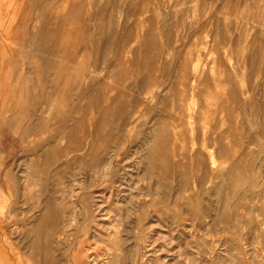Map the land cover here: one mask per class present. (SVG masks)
I'll list each match as a JSON object with an SVG mask.
<instances>
[{
	"label": "rangeland",
	"instance_id": "1",
	"mask_svg": "<svg viewBox=\"0 0 264 264\" xmlns=\"http://www.w3.org/2000/svg\"><path fill=\"white\" fill-rule=\"evenodd\" d=\"M25 2L0 264H264V0Z\"/></svg>",
	"mask_w": 264,
	"mask_h": 264
},
{
	"label": "crops",
	"instance_id": "2",
	"mask_svg": "<svg viewBox=\"0 0 264 264\" xmlns=\"http://www.w3.org/2000/svg\"><path fill=\"white\" fill-rule=\"evenodd\" d=\"M26 9H27V2H25V0H0V32L2 34L1 36H3V37L5 36L7 29H9V25L12 22L13 15L21 13V17H22L23 13ZM2 70H3V66H2V63L0 60V95L2 94V90H1V78H2V73H3ZM0 104H1V99H0ZM2 109L5 110V107H3ZM14 121L15 120L12 117H9L7 119V126L9 129L12 128ZM34 125H35V122L31 121L30 126H34ZM22 139H23V135H20V141ZM13 170H14V168H11L7 172L9 179H10V176L16 175V174H14L15 171H13ZM24 173H25V171H24ZM9 181H10V185H11V194H12L11 179Z\"/></svg>",
	"mask_w": 264,
	"mask_h": 264
},
{
	"label": "bare ground",
	"instance_id": "3",
	"mask_svg": "<svg viewBox=\"0 0 264 264\" xmlns=\"http://www.w3.org/2000/svg\"><path fill=\"white\" fill-rule=\"evenodd\" d=\"M111 20V19H110ZM46 35V34H45ZM48 39V38H47ZM150 52H151V50H150ZM184 68V67H183ZM223 70V69H222ZM200 72V71H199ZM220 73V72H219ZM222 74V73H221ZM223 77V76H222ZM181 78V77H180ZM151 79V78H150ZM153 79V78H152ZM214 79V78H213ZM203 83V82H202ZM218 85V84H217ZM103 90V89H102ZM104 91V90H103ZM182 91V90H181ZM184 91H182V93H183ZM213 92V91H212ZM89 94V93H88ZM180 94V93H179ZM180 97V96H179ZM176 100H178V99H176ZM181 103V102H180ZM184 105V104H183ZM175 109V108H174ZM198 109V108H197ZM206 109V108H205ZM228 109V108H227ZM226 109V110H227ZM182 110V109H181ZM174 111V110H173ZM225 111V110H224ZM181 112V111H180ZM189 112V111H188ZM165 113V112H164ZM170 113V112H169ZM178 113V112H177ZM204 113V112H203ZM175 114H176V111H175ZM205 115H206V113H204ZM180 115L182 116V114L180 113ZM187 115V114H186ZM202 116H203V114H201ZM183 118V117H182ZM203 118V117H202ZM176 119V118H175ZM190 119H192V117L190 118ZM189 119V120H190ZM150 120V119H149ZM178 120V119H177ZM186 120H187V118H186ZM193 120V119H192ZM201 120V119H200ZM205 120V119H204ZM170 121V120H169ZM188 121V120H187ZM193 122V121H192ZM192 122H190V123H192ZM195 122H197V121H195ZM170 123V122H169ZM174 124V123H173ZM178 124H179V122H178ZM181 124V123H180ZM186 124H187V122H186ZM203 124V123H202ZM206 125V124H205ZM190 126V125H189ZM200 127H201V125H200ZM217 130V129H216ZM156 131V130H155ZM189 131H190V129H189ZM191 132V131H190ZM224 133V132H223ZM74 134V133H73ZM227 134V133H226ZM202 137V136H201ZM239 137V136H238ZM225 139H227V138H225ZM236 140V139H235ZM199 144V143H198ZM51 147V146H50ZM182 147V146H181ZM211 147V146H210ZM229 148V147H228ZM179 151V150H178ZM209 151V150H208ZM47 152V151H46ZM51 154V153H50ZM46 155V154H45ZM54 155H56V152L54 153ZM97 155V154H96ZM44 157H46V156H44ZM98 157V156H97ZM182 159V158H181ZM104 160V159H103ZM49 165V164H48ZM99 165H101V164H99ZM168 165V164H167ZM95 167V166H94ZM14 171V170H13ZM146 171V170H145ZM149 172V171H148ZM262 172H264V171H262ZM15 174V173H14ZM259 176V175H258ZM257 176V177H258ZM184 180H185V178H184ZM242 180V179H241ZM186 181V180H185ZM163 183V182H162ZM160 185V184H159ZM236 191V190H235ZM246 191V190H245ZM132 195V194H131ZM130 196V195H129ZM134 196V195H133ZM141 196V195H140ZM20 198V197H19ZM222 198V200L224 199L223 197H221ZM229 198V197H228ZM228 198H226V199H228ZM225 199V201H227ZM128 200V199H127ZM132 201V200H131ZM118 202V201H117ZM130 202V201H129ZM134 204V203H133ZM130 205V204H129ZM132 205V204H131ZM65 220V219H64ZM35 228V227H34ZM118 244H119V242H118ZM108 262H109V260H108Z\"/></svg>",
	"mask_w": 264,
	"mask_h": 264
}]
</instances>
